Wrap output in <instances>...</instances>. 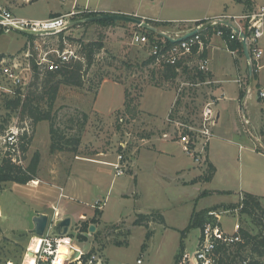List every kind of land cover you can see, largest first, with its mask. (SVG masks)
Returning a JSON list of instances; mask_svg holds the SVG:
<instances>
[{"label":"rangeland","instance_id":"obj_1","mask_svg":"<svg viewBox=\"0 0 264 264\" xmlns=\"http://www.w3.org/2000/svg\"><path fill=\"white\" fill-rule=\"evenodd\" d=\"M50 1L56 10L62 12L68 11L72 4L62 3L61 0ZM255 1L258 7H264V0ZM146 2L150 4L149 11L154 17L177 19L175 25L181 26L186 25L183 19L201 20L207 16L230 15L239 13L235 8H240L236 5L239 3L237 0H146ZM12 3L14 4L13 1ZM13 11L20 18L31 19L41 17L46 9L41 0L32 3L18 1ZM255 11L256 7L252 6L251 12ZM76 17L79 16L73 17L71 22L75 21ZM79 19L81 17L76 20ZM170 29L178 32L183 27ZM107 32L106 25L91 23L34 39L22 32L3 31L0 35V54L12 60L16 58L21 65L20 69L25 70L28 60L38 59L41 51L49 53L53 59L56 58L57 51L62 53L69 49L80 50V43L88 45L98 42L105 46ZM134 34L131 29L126 32L124 38L127 41L122 50L107 46L106 50L97 55L82 87L61 86L52 117L55 128L63 132L66 140L72 143L65 151L51 153L50 121L38 123L32 133L30 122L26 118L23 119L21 109L14 110L8 106V102L15 100L19 93L23 96L31 90L29 86L33 82V72L30 75L23 72L25 80L20 87H15L0 76V130L2 129L0 166L11 147L7 143L11 130H19V135H22L25 128L30 129L28 151L23 155L20 151L21 141L16 145L19 160L16 164L27 168L36 153L41 155L34 181L27 185L8 182L0 190V264L7 260L16 264L21 262L33 237L27 230L32 226V213L36 209L35 204L39 197L46 196L45 190H62L66 193L63 204L87 215L94 213L98 205L103 206L100 209L103 215L99 223L90 224L95 226V231L92 233L88 231L87 234H90V242L101 248L107 264L134 263L140 255H143L144 264H168L180 252L182 241H185L187 251L195 250L201 229H190L184 237L182 234L190 224L195 210L221 202H239L238 196L225 198L216 195L190 200L191 196H199L212 186H190L181 190L170 185V178L164 180L157 175L161 170L169 174L167 163H170V160L163 158L162 162H159L155 153L150 152L143 156L139 170L134 165L135 162L139 165L141 154L153 150L156 140L159 138L162 140V134L170 131L171 123L168 119L185 124L198 123L206 104L218 98L213 95L215 89L213 83L202 84L196 78L197 58L192 59L191 67L182 68L177 78L166 80L162 75L164 68L148 63L150 47L140 48L132 45ZM29 44L35 59L26 58L30 50ZM261 64L264 65V55ZM259 78L257 79L259 87L255 84L257 80L252 79L250 85L252 93L247 102L252 112L253 124L257 128H262L263 134L259 131L256 134L252 126L244 127L243 123L240 124L242 116L238 113L228 120L223 115L220 118V124L225 121L229 133L242 145L241 148L233 145L229 148L234 175L237 176V180L241 177L245 187H249L250 179L262 182L260 175L261 169L264 168V158L259 157L256 151L261 145L258 138L262 141L264 139V100H260L258 96L260 87L264 89V66ZM172 100L174 102L171 104ZM121 119L124 121L121 122ZM235 125L239 126L241 131L243 127L246 128L249 133L245 135L242 133L239 136L233 131ZM77 138L80 142L75 146L73 141ZM74 147H77V152L72 150ZM120 154L124 155L125 174L115 177V169L111 163H117ZM181 157L185 158L187 163L198 164L192 156ZM198 169L202 176L206 171V164L201 162ZM135 172L137 182L134 180ZM172 196L189 197L177 205L172 202ZM240 203L241 200L239 203L228 204L226 208L218 211V214L221 213L222 225L225 229L233 231L234 224L239 222L243 228H250V231L256 234L258 229L251 224L246 215L240 213ZM232 206L239 210L236 212L231 209ZM155 207L161 208L160 212L166 220L164 224L157 221L156 216L160 212L152 213ZM49 212L52 213V210ZM55 212L56 210L52 214ZM150 213L154 218L153 223L157 225L151 228L149 226V229L144 227L145 225H134L138 215ZM91 218L82 222L90 223ZM149 231L152 232L153 240L148 241L147 245L151 246V250L146 252L142 246ZM70 233L74 235V225L71 226ZM118 243L122 246H117ZM86 248L89 249V246Z\"/></svg>","mask_w":264,"mask_h":264},{"label":"built area","instance_id":"obj_2","mask_svg":"<svg viewBox=\"0 0 264 264\" xmlns=\"http://www.w3.org/2000/svg\"><path fill=\"white\" fill-rule=\"evenodd\" d=\"M20 1L29 3L32 0ZM61 1L62 3L72 2V4H74V11L48 20H29L20 18L0 5V30L7 33L11 31L22 33L27 31L39 32L43 34L40 35L42 37L62 33L69 29L68 27L72 23L71 19L78 14L75 11L77 0ZM195 29L198 30L196 35L180 43H172V45H168L166 40L151 43L147 35L140 36L138 34L133 36L132 44L142 48L149 46L150 57L153 58L152 63L154 65L162 68L167 66L176 67L178 72L187 66L191 67L192 59L197 58L198 72H201V74L207 77V79L204 82L201 81V83L209 85L213 82L209 79L210 60L207 56V50L214 36L224 39L226 31L228 30L230 32V40L237 41L242 47L244 42L242 34L245 36V42L250 54V59L246 60L250 70L253 72V69H256L258 72L261 68V60L264 55L261 46V40L264 38V7L257 9V11L253 13L241 16L222 14L213 18H206L189 30L180 31L178 33L167 32V34L172 39H178ZM29 49L26 58L32 59L34 57L31 54V44H29ZM229 52L233 56H237L236 50L229 49ZM56 55V58L52 59L49 53L41 51L38 55V59L34 61L42 69L56 72L65 64L77 60H84L79 50L77 51L76 49L65 50L62 53L57 51ZM243 56L245 58V55ZM31 62L32 60H28L27 67L25 70H22L16 58L13 60L7 57L0 58V76L6 78V80L10 81L15 87H20L25 80L23 72L25 71L29 75L33 72ZM9 92L11 93V91ZM260 97L264 98V92L260 93ZM217 100L218 99L210 101L206 104L202 110L201 118L198 123L185 124L181 121L168 119L169 123H171V129L162 134V140L181 144L185 151L194 158L196 163L200 164L203 162L204 164L207 149L214 138V129L218 122V111L216 109ZM123 121L124 120L121 119V122ZM18 136L19 130H11L10 135H8L7 143H9L10 146H16ZM123 161L124 155L120 154L117 163H111V166L115 169V177H120L125 174ZM102 207L103 206L98 205L96 208L102 209ZM241 207L239 209H241ZM239 209H235V211L237 212ZM210 215L214 217L215 221L204 225L195 250L189 252L185 249L176 264H217L224 252H229L242 243V226L239 222L234 224L232 232H228L222 225L221 213L211 212ZM78 234L79 231H76L74 235L69 232L67 236H58L47 231L42 237L33 235L19 264H30L32 260L35 261V264H53V260L56 257L57 245L55 241L57 239L69 240V244L67 245L68 251L65 254L66 258L62 261V264H107V260L101 248H98L90 242V234L82 233V235L87 237V240L84 242H80ZM36 240L51 241L52 255L44 251V249L48 247L47 244L42 243L39 251H37L34 247V242ZM87 246H89V249L86 248ZM40 257H44V259H40ZM2 264L16 263L7 260ZM124 264H144V262L142 259H138L134 263Z\"/></svg>","mask_w":264,"mask_h":264},{"label":"crops","instance_id":"obj_3","mask_svg":"<svg viewBox=\"0 0 264 264\" xmlns=\"http://www.w3.org/2000/svg\"><path fill=\"white\" fill-rule=\"evenodd\" d=\"M14 2V4L12 3ZM20 0H0V5L5 7L7 10L12 12L15 16H17L13 9H15V3H17ZM37 0H32L29 3H32ZM44 2V6L46 9V12L39 18H25L29 20H48L57 18L60 16H63L69 12L74 11V4H71V7L68 11H58L56 10L52 5L50 0H41ZM238 1V0H237ZM239 3L236 5L235 8L236 11L239 13L230 14L231 16H241L245 14H250L251 8L248 7V3H245L243 1H238ZM252 6H255L256 9H259L263 6H259L255 0H250ZM25 3V2H24ZM149 5L146 0H77V5L75 8V11L77 12V16L81 17L84 14H119V15H125V16H134L137 18H140L146 22H155L158 24H161V26L157 27L159 31L167 32L169 33H178L174 32L170 28L172 27H183L181 31H186L191 28H193L197 23L201 22L202 20L206 18H213V17H202L201 20L196 18L191 19H183L185 20L184 23L186 25H175V20L177 19H164L160 17H154L152 13L150 14L149 11ZM20 17V16H17ZM76 17V18H79ZM24 18V17H21ZM189 23H192L194 25H187ZM93 25H102L100 23H92ZM177 24V23H176ZM108 27L107 36L104 39V43L106 44L103 48V50H106V47L112 46L113 48H119L123 49L125 41H127L124 36L128 30L131 29L135 34H138L140 36L144 35L145 32L142 28H140L137 25L129 24L125 22H116V23H110L105 24ZM134 34V35H135ZM133 40V39H132ZM131 45V44H130ZM133 45V44H132ZM136 46V45H133ZM261 46L264 51V38L261 40ZM140 47V46H137ZM107 48V49H108ZM141 48V47H140ZM237 56H233L228 49L227 42L220 37L214 36L211 40V45L209 46V49L207 50V56L210 60V73H209V79L213 82L215 85V89L213 92V95L217 96V111L219 115V119L217 122V126L214 129V138L212 139L210 146L207 149V154L205 159L208 160L213 166L215 167V174L213 176V179L210 182H201L199 181L196 184H191L193 180L196 178H199L201 176V172L198 169V164H190L187 163L185 158H182L184 155L190 156L184 149V147L175 142H166L161 140L160 138L156 140L154 143L153 150L146 151L141 154V162L134 163L136 165V168L139 170L143 156H145L146 153H155L157 156V160L159 162H162L163 158H168L170 160V163H167L168 165V171L169 174H166V171L161 170V173H157L158 178L168 180L170 178L169 182L170 185H173L177 188H180L183 190L184 188H188L190 186H198L201 187V185H208L212 186V188L205 190L203 193L199 194V196H191L190 200H199L201 199V196L207 197V196H221V197H232V196H238L239 202L242 200V196L245 194H251L253 196H257L260 198L261 205L264 209V168H262V174L260 175V178L262 182H259L256 179H250L249 181V187H245V184L242 182V179L237 180V176L234 175V171L231 167L232 159L230 156L231 148H229L231 145L235 147L241 148V143L234 139L231 133H229L228 128L226 127V122L224 121L223 124H220V118L222 115L225 117L226 120L230 119L233 115H236L237 113L242 116V121H240V124L243 123V126H252V130H254L257 133L263 134L262 128L256 127L253 124L252 121V112L249 109V105L247 100L250 98L251 95V81L254 79L253 75L250 72V68L247 64L246 57L242 56L238 50ZM1 55V54H0ZM228 56V58H227ZM264 65L261 64V68L258 71V80L260 71L263 68ZM256 79V80H257ZM257 80V81H258ZM255 82L258 87L260 86L259 81ZM104 85V84H103ZM102 85V87H103ZM264 92V89L260 87L258 91V96L260 100H264V98L260 97V93ZM171 98V97H170ZM174 102V100L171 101V104ZM164 117V116H163ZM168 118V115L166 116ZM166 118V121H167ZM241 128L237 125L234 126L233 131L237 133L239 136L243 133L248 134V130L246 128ZM259 131V132H258ZM263 138V137H262ZM258 141L261 142V145L256 150L258 152L259 157L264 158V139L262 141L261 138H258ZM241 154V153H240ZM263 155V156H261ZM161 167V166H160ZM264 167V166H263ZM163 168V167H162ZM137 172V171H136ZM134 174L135 182H137V174ZM46 196H40L39 200L35 204V208L32 213V220L34 217L39 216L41 214H47L50 216L51 220H58L60 218H66L70 217L72 219V225H74V232L79 231L81 228V222L84 219L91 218L94 216V213L87 215L83 212H78V210H74L67 207L65 204H63V199L66 196V193H64L62 190H56V191H50L45 190ZM127 198H130V196H125ZM172 202L176 203L177 205L182 204L184 200H187L189 196H172ZM239 202H232V203H239ZM232 203H218L214 204L212 206H207L200 210H195L194 212H200L201 210L205 209H211L214 207H220V206H228V204ZM176 206V205H174ZM52 210V213L54 210H56L55 214L53 215L49 211ZM221 210V209H220ZM161 208L155 207L153 209V212H160ZM193 212V214H194ZM150 213V214H152ZM161 213V212H160ZM150 214H144V215H150ZM162 214V213H161ZM192 214V216H193ZM163 215V214H162ZM89 216V217H87ZM164 216V215H163ZM191 216V218H192ZM87 217V218H86ZM165 218V217H164ZM74 219V221H73ZM166 222V220H165ZM191 222V221H190ZM153 225H157V223H150V228ZM189 226V225H188ZM188 228V227H187ZM186 228V229H187ZM225 228V227H224ZM33 229V222L32 226L27 229L29 232ZM78 229V230H77ZM227 230V229H226ZM228 232H232L227 230ZM154 234V232H153ZM186 238V237H185ZM153 240V236L150 238V242ZM185 242V241H184ZM185 247V244H184ZM186 248V247H185ZM151 246L148 244L147 248L144 250L146 252H150ZM175 257H173V260L170 261L168 264H175ZM143 255H140L138 259H142L144 262V259L142 258ZM137 259V260H138Z\"/></svg>","mask_w":264,"mask_h":264},{"label":"trees","instance_id":"obj_4","mask_svg":"<svg viewBox=\"0 0 264 264\" xmlns=\"http://www.w3.org/2000/svg\"><path fill=\"white\" fill-rule=\"evenodd\" d=\"M243 2L248 3L249 8L252 7L250 0H244ZM92 16L97 15L89 13L82 15L81 18H88ZM116 22L119 21L101 20L92 23H100L102 25H105ZM148 23L154 27H159L158 23ZM87 24L88 23H85V25ZM143 30L145 31L144 33L150 38L151 43L166 40L168 45H172V42L167 39H164L160 35L151 31H147L145 29ZM2 32L3 30H0V35H2ZM229 34L230 32L227 30L224 37V40L227 42L229 49L238 50L243 56L244 52L242 45L239 44L237 41L230 40ZM29 36L31 37V39L35 38V36ZM79 46L81 47L79 53L83 56L84 60H77L65 64L61 67L60 70L56 72L46 71L40 66H38L34 60H32L31 68L33 71V82L29 86L31 90L29 89L30 91L27 94H24L23 96L19 93V96L15 100L8 102V106L13 108L14 110H17L19 108L21 109V115L23 119L26 118V120L30 122V129L32 133H34V127L38 123L43 121L51 122V153H55L56 151L68 150L69 145L72 144L70 140H66V137L63 132H60L58 129L55 128V124L53 122L52 117V110L59 96L61 86L66 85L78 88L82 87L84 85V79L86 75L89 73L91 67L96 61L97 55L100 54V52L104 48L103 44L98 42L90 43L88 45L80 43ZM3 57L5 56L0 55V58ZM152 62L153 58L150 57L148 63ZM257 73L258 72L256 71V69H253L252 75L254 79L258 78ZM162 75L166 80L175 79L178 76L177 68L167 66L164 68ZM196 78L200 82H204L207 79V77L201 74V72H198ZM29 130H26L25 128L24 133L18 136L17 143L21 141L20 151H22L23 155L28 151L29 143L31 140L30 134L28 132ZM0 131H2V129ZM79 142L80 139L77 138V140L73 141V144L77 146ZM16 147L17 146H11L10 150L6 153L4 159L2 160V164L0 166V190L2 189L5 183L12 182L19 185H27L31 181H34L37 177L38 167L41 160L40 153H36L29 166L27 168H24L23 166L16 164V161H19ZM72 150L74 152H77V147H74ZM205 164L206 171L204 172V174L199 178L193 180L191 184H196L199 181L210 182L213 179L216 170L215 167L208 160H205ZM239 207H241L240 213L242 215H246L249 218L251 224H253L255 228L258 229V232L256 234H253L250 231V228L246 229L242 227V243H240L233 250L229 252H224L217 264H264V209L261 205L260 198L251 194H245L243 196V200H241ZM221 208L224 209L226 208V206H217L211 209H205L200 212H194L188 228L182 232L183 237L185 236V233L190 229L200 228L202 230L205 224L209 222H214L215 219L213 216L210 215V213L218 212ZM95 209L96 210L94 212V216L91 218L90 223L88 221L81 223V228L78 234V239L80 240V242H84L87 240V237L82 235V233H88L90 224H98L100 217L103 215V212L100 209ZM231 209L235 210L236 207L232 206ZM156 218L158 223H165V218L162 214H157ZM153 221L154 218L152 217V214H140L135 220L134 225H145L144 227L149 229V224ZM151 237L152 232H147L146 241L142 246L143 251L147 248V243ZM117 246H122V244L118 243ZM184 250V241H182L181 250L175 258V264L181 257Z\"/></svg>","mask_w":264,"mask_h":264},{"label":"water","instance_id":"obj_5","mask_svg":"<svg viewBox=\"0 0 264 264\" xmlns=\"http://www.w3.org/2000/svg\"><path fill=\"white\" fill-rule=\"evenodd\" d=\"M0 19H1V17H0ZM101 20H112V21H119V22H125V23H129V24L137 25L142 29H145L147 31H151L153 33L160 35L161 37L169 40L173 44L180 43L183 40H186V39L190 38L191 36H194L198 33V30L195 29V30L189 32L188 34H186V35H184L178 39H172L165 32L159 31L157 27L150 25L148 22H146L140 18H137L134 16L119 15V14H100V15L92 16V17H88V18H81L79 20L73 21L69 25L68 28H71L74 26H80V25H83L85 23L97 22V21H101ZM25 34L33 35V36L43 35L39 32H30V31L25 32ZM242 37L244 38V42H243L244 55H245L246 59L249 60L250 54H249L247 44L245 42V36L242 34ZM250 72L252 74L251 70H250ZM218 119H219V115H218ZM32 222H33V229L30 231V233L32 235H35L38 237L44 236L47 231H50L53 235L67 236L69 234L70 228L72 226V219L70 217L60 218L58 220H51L50 216L47 214H41L39 216L34 217ZM89 231L91 233L94 232L95 226L91 225L89 228Z\"/></svg>","mask_w":264,"mask_h":264},{"label":"clouds","instance_id":"obj_6","mask_svg":"<svg viewBox=\"0 0 264 264\" xmlns=\"http://www.w3.org/2000/svg\"><path fill=\"white\" fill-rule=\"evenodd\" d=\"M42 243L48 245V247H46L44 251L47 252L49 255H52L51 241L36 240L34 242L35 249L39 251V248ZM55 243L57 245V250H56V257L53 260V264H62V261L66 258L65 254L68 251L67 245L69 244V240L68 239H57ZM40 259H44V257H40ZM30 264H35V261L34 260L30 261Z\"/></svg>","mask_w":264,"mask_h":264},{"label":"bare ground","instance_id":"obj_7","mask_svg":"<svg viewBox=\"0 0 264 264\" xmlns=\"http://www.w3.org/2000/svg\"><path fill=\"white\" fill-rule=\"evenodd\" d=\"M36 182H37V181H36ZM32 183H33V182H32ZM32 183H31V184H32ZM37 183H38V182H37Z\"/></svg>","mask_w":264,"mask_h":264}]
</instances>
